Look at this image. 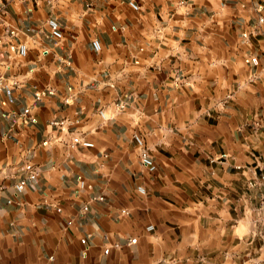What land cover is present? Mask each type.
Instances as JSON below:
<instances>
[{
  "label": "crops",
  "instance_id": "1",
  "mask_svg": "<svg viewBox=\"0 0 264 264\" xmlns=\"http://www.w3.org/2000/svg\"><path fill=\"white\" fill-rule=\"evenodd\" d=\"M45 1L0 9V264H264L252 236L264 204V0H138L140 11L127 0H90L91 10L57 0L68 19L58 18L59 43ZM16 42L28 44L26 57L10 52ZM47 88L55 95L24 124ZM78 134L95 147L72 148ZM135 134L155 173L141 164ZM28 164L39 176L16 195ZM97 195L104 201H91Z\"/></svg>",
  "mask_w": 264,
  "mask_h": 264
},
{
  "label": "built area",
  "instance_id": "2",
  "mask_svg": "<svg viewBox=\"0 0 264 264\" xmlns=\"http://www.w3.org/2000/svg\"><path fill=\"white\" fill-rule=\"evenodd\" d=\"M49 2H52V0H48ZM125 1V0H122ZM128 5L130 6L131 9H133L134 11H140L141 10V4L138 2V0H127ZM85 6L86 9L91 10L94 8V3L90 0H85ZM264 9L263 5H259L257 7L258 12H262ZM46 25L48 28V33L49 35L55 40L56 43H59L60 41H62L65 37L64 34V28H63V24L62 22L55 16H48L46 18ZM258 22L260 25L264 24V16L260 15ZM113 30H117L116 26H112ZM16 32L12 31L10 36H15ZM253 36V32L251 31H245L242 33V37L244 38L245 41L248 42V45L252 46V41L251 38ZM2 39H0V45L2 44ZM92 45L93 48L99 52L103 49V45L101 43V41L99 39H94L92 41ZM9 50L11 53L16 54L17 56H20L22 58L26 57L28 55L29 52V46L26 42H16V43H10L9 44ZM44 54H47L48 51H43ZM255 57L249 56L248 58L245 59L246 63H251L253 61H255ZM4 79L0 77V85H3ZM15 85L18 84V82L14 81L13 82ZM55 90L53 88H47L44 91H37L32 99L31 104L25 108L24 112L21 114V119L22 122L24 124H30L34 121H36V119L32 116L31 114V110L32 107L38 103L41 102L46 96H50V95H55ZM233 92L229 93L227 95V99L232 98ZM71 96H67L64 98V103L65 104H71L73 101L71 99ZM128 106V100H122L120 101L117 105H116V109L118 111L124 110L126 109ZM99 113L101 115V117L104 120H108L111 119L113 116H110L107 114V112L104 109H100ZM66 124V120H52L51 121V125L53 126H58V127H63ZM134 140L136 145L139 147L140 149V160H141V164L144 166V168H146V170L150 173H155L157 171V164L154 160V157L151 154V151L149 149V147L146 144V141L144 139L143 136L139 135V134H135L134 135ZM44 144H47V141L44 142ZM72 148L76 147V146H83V147H87V148H93L95 147L94 142L83 138L80 134L76 135L73 137L72 139ZM238 169L241 168V166H237ZM39 176V171L38 169L32 165V164H28L26 166V176H24L23 178H20L16 183H15V193L16 195L22 194L24 193V191L26 190V187L28 185V182L31 180H35L37 179ZM264 182V176H261V183ZM78 184H79V188L81 190H85L89 187V183L88 180L86 178H84L83 176H79L78 177ZM258 184L255 181H250L248 183L249 187H256ZM139 191L144 194L145 193V189L142 186H139ZM105 196L104 195H97V196H93L91 198V201H104ZM13 199H8V203H12ZM89 210V205L85 204L82 208V212H86ZM259 210L262 212L263 215H261L262 217L257 220L256 224H255V230L252 231V235L255 237H259L263 244H264V204L261 205L259 207ZM130 212L127 209H123L122 210V214L123 215H128ZM69 224H72V220H70L68 222ZM261 225V229H257L260 228ZM154 229V225L150 224L147 226V230L148 231H152ZM106 239H108L106 237ZM137 237H133L129 240L130 244L136 243L137 242ZM82 244H87L88 243V239L87 238H82L81 239ZM121 246V244L119 242H114L111 243L108 247L105 248L104 252L105 253H109L111 247H115V248H119Z\"/></svg>",
  "mask_w": 264,
  "mask_h": 264
},
{
  "label": "rangeland",
  "instance_id": "3",
  "mask_svg": "<svg viewBox=\"0 0 264 264\" xmlns=\"http://www.w3.org/2000/svg\"><path fill=\"white\" fill-rule=\"evenodd\" d=\"M20 1L21 0H17V3H15V6H12L10 4L9 0H0V9L6 10V11H9V12H10V10L19 11V10H21L24 7L22 2L20 3ZM34 5H36V3H34ZM44 5L48 9V11L50 12V15H53V16L59 18L63 22L64 25L67 24L68 19H67V13L65 12V10H66L65 6L64 7L63 6H58L57 0H52V2H49L47 0V1H45ZM261 215H263L262 212H261L260 216ZM254 228H255V226H254ZM257 229H261V225H260V228H257ZM254 230H252V231H254ZM253 237H255V236H253ZM256 238H258L262 242V240L259 237H256ZM262 244H263V242H262Z\"/></svg>",
  "mask_w": 264,
  "mask_h": 264
}]
</instances>
